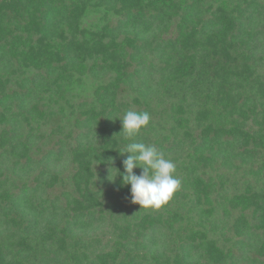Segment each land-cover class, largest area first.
Masks as SVG:
<instances>
[{
    "label": "trees",
    "instance_id": "16d2710c",
    "mask_svg": "<svg viewBox=\"0 0 264 264\" xmlns=\"http://www.w3.org/2000/svg\"><path fill=\"white\" fill-rule=\"evenodd\" d=\"M127 110L181 180L152 212ZM0 264H264V0H0Z\"/></svg>",
    "mask_w": 264,
    "mask_h": 264
},
{
    "label": "clouds",
    "instance_id": "9594fccd",
    "mask_svg": "<svg viewBox=\"0 0 264 264\" xmlns=\"http://www.w3.org/2000/svg\"><path fill=\"white\" fill-rule=\"evenodd\" d=\"M121 123L122 139L127 142L118 152L128 155L122 161L123 171L114 168L112 181L119 175L121 185H130L131 202L143 207L159 209L166 204L180 188L181 180L176 177V164L165 158L164 153L155 144L135 142L142 129L150 123L148 112L127 110L123 116H117ZM140 168L139 174L134 172Z\"/></svg>",
    "mask_w": 264,
    "mask_h": 264
},
{
    "label": "rangeland",
    "instance_id": "374dc122",
    "mask_svg": "<svg viewBox=\"0 0 264 264\" xmlns=\"http://www.w3.org/2000/svg\"><path fill=\"white\" fill-rule=\"evenodd\" d=\"M181 204H182V206L185 208V209H187V205H184L183 204V202H181ZM139 204H135V203H132L131 202V200H129V202H128V206H133L134 208H135V206H138ZM140 206V205H139ZM141 209V211L142 210H144V208L143 207H141L140 208ZM151 208H148V210H150ZM132 210L133 209H129V211H127V215L126 216H129V217H135L136 216V214L137 213H135V212H132ZM152 211H155V209H152L151 210V212ZM188 211V210H187ZM192 211V213L190 214V216H191V219L192 220H194L196 217H200L199 216V211H197V210H191ZM185 223H186V225H189L190 223L189 222H187V221H185ZM186 225H184V224H179L178 225V232H176V235H174V236H172V240H171V242L174 240V241H177L178 243H179V241H181V240H184V237H183V235L181 234H177V233H179L182 229H185L186 228ZM176 237V238H175ZM168 247H170V245H168L167 246V248ZM149 255H151V256H154V255H156L158 252H156L155 250H153V249H151L150 251H148L147 252Z\"/></svg>",
    "mask_w": 264,
    "mask_h": 264
}]
</instances>
